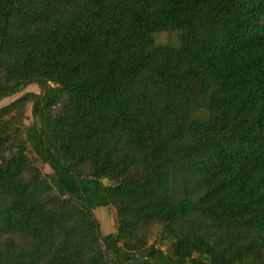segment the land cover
Instances as JSON below:
<instances>
[{
    "label": "trees",
    "instance_id": "16d2710c",
    "mask_svg": "<svg viewBox=\"0 0 264 264\" xmlns=\"http://www.w3.org/2000/svg\"><path fill=\"white\" fill-rule=\"evenodd\" d=\"M29 84L0 107V264H264V0H0V100ZM34 148L110 181L117 247Z\"/></svg>",
    "mask_w": 264,
    "mask_h": 264
},
{
    "label": "rangeland",
    "instance_id": "374dc122",
    "mask_svg": "<svg viewBox=\"0 0 264 264\" xmlns=\"http://www.w3.org/2000/svg\"><path fill=\"white\" fill-rule=\"evenodd\" d=\"M159 42H173L176 40V34L174 32H162L157 35ZM40 92V88L36 84H29L25 86L19 93L5 97L0 100V107L11 103L14 99L20 95L29 92ZM33 122V116L31 113V106L29 105L27 111V118L25 124L28 126ZM35 155L42 157L39 163L43 166L44 170L52 175L55 180V186L61 195H71L74 198H78L80 195L84 196L87 200L95 216L100 218L102 228V234L107 237L114 247H117L114 239V233L116 231L115 221L116 212L112 207H109L107 199L103 193L104 188L110 183L107 179H96L92 177H80L75 178L72 172L64 165L51 164L46 162L40 152L34 148ZM114 183V182H112ZM111 183V184H112ZM161 224H154L151 229L149 244L151 245L150 254L156 251L158 246L165 249L167 255L170 257V253L167 249L169 240H162L160 237Z\"/></svg>",
    "mask_w": 264,
    "mask_h": 264
}]
</instances>
